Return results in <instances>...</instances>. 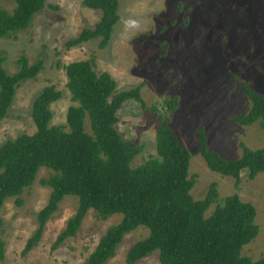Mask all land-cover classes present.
Here are the masks:
<instances>
[{
	"label": "rangeland",
	"instance_id": "1",
	"mask_svg": "<svg viewBox=\"0 0 264 264\" xmlns=\"http://www.w3.org/2000/svg\"><path fill=\"white\" fill-rule=\"evenodd\" d=\"M15 6V0H0V7L9 11ZM118 11L120 20L104 49L99 48V39L67 46L69 40L100 21L101 11L86 7L83 0H46L45 8L34 16L29 28L13 37L0 38V53L6 55L4 67L9 74L18 71L17 60L22 54L31 63L44 61L37 78L19 86L8 115L0 121V145L35 132L32 105L47 85L53 84L63 93L51 105L52 124L65 125L68 108L77 102L67 87L64 65L94 57L95 71L108 72L117 90L143 84L141 94L147 105H157L169 118L180 143L192 154L189 172L196 179L191 190L195 199L203 198L210 184L217 182L220 204L237 192L256 206L260 231L242 253L253 259L264 257V172L253 179L243 174L237 189L233 177L209 169L199 153L197 139L199 127L204 126L211 148L229 159L241 156V143L252 149L264 146V129L258 122L241 125L233 119L251 107L243 82L264 94V0H119ZM126 21H135V26ZM170 97L179 98L177 109L171 113L163 103ZM158 114L131 105L120 116L117 128L124 139L144 145L133 167L157 155ZM52 173L42 166L21 195L22 204H17L16 197L4 202L0 264H83L108 228L121 220V214L103 219L90 209L76 235L53 247L79 206L78 197L64 196L37 244L24 254L28 240L39 227L38 212L48 204L52 192L42 180ZM149 232L138 226L126 233L115 254L103 264H162L159 250L134 263L127 261L129 249Z\"/></svg>",
	"mask_w": 264,
	"mask_h": 264
},
{
	"label": "trees",
	"instance_id": "2",
	"mask_svg": "<svg viewBox=\"0 0 264 264\" xmlns=\"http://www.w3.org/2000/svg\"><path fill=\"white\" fill-rule=\"evenodd\" d=\"M15 2L12 11L0 7V38L13 37L29 28L34 16L46 6V0ZM83 4L100 10V21L69 40L67 46L99 39V48L104 49L120 20L119 0H83ZM94 60L92 57L64 65L67 87L77 102L68 108L65 125L52 124L51 105L63 93L55 85H47L32 105L35 132L0 145V235L4 229L1 209L6 199L16 197L17 204H22L24 190L46 166L53 173L42 183L52 192L48 204L38 212L39 227L28 240L24 254L37 244L64 196L73 195L78 197L79 206L53 247L76 235L90 209L103 219L122 215L83 264L105 263L115 254L123 236L138 226L150 232L129 249V263L159 250L162 264H264V257L253 259L242 253L260 231L256 206L237 192L220 204L217 182L210 184L203 198L195 199L191 190L196 179L189 172L192 154L180 143L169 118L157 105H147L141 94L143 84L119 91L108 72L95 71ZM5 61L6 55L0 53V121L8 115L19 86L37 78L44 68L43 59L31 63L22 54L17 60L18 71L9 74ZM242 88L251 107L246 114L234 116V121L241 125L258 122L264 129V94L247 82L242 83ZM163 103L171 113L177 109L179 98L170 97ZM131 105L159 113L157 155L136 167L132 163L144 145L124 139L117 128L125 107ZM197 139L199 153L209 169L233 177L237 189L243 174L253 179L264 172V146L252 149L241 143V156L229 159L211 148L204 126L199 127ZM212 205L214 209L207 214ZM0 256L3 257L2 242Z\"/></svg>",
	"mask_w": 264,
	"mask_h": 264
},
{
	"label": "clouds",
	"instance_id": "3",
	"mask_svg": "<svg viewBox=\"0 0 264 264\" xmlns=\"http://www.w3.org/2000/svg\"><path fill=\"white\" fill-rule=\"evenodd\" d=\"M125 23L130 26H135V21H126Z\"/></svg>",
	"mask_w": 264,
	"mask_h": 264
}]
</instances>
